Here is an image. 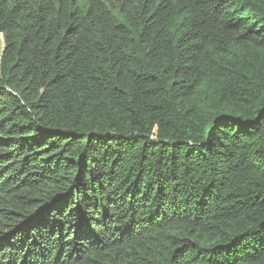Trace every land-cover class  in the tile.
<instances>
[{
    "label": "trees",
    "instance_id": "trees-1",
    "mask_svg": "<svg viewBox=\"0 0 264 264\" xmlns=\"http://www.w3.org/2000/svg\"><path fill=\"white\" fill-rule=\"evenodd\" d=\"M0 264H264V0H0Z\"/></svg>",
    "mask_w": 264,
    "mask_h": 264
}]
</instances>
